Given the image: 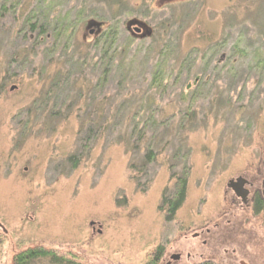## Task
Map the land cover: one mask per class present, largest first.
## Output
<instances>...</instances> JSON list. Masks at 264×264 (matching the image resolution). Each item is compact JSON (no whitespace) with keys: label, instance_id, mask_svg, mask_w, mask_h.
<instances>
[{"label":"rangeland","instance_id":"rangeland-1","mask_svg":"<svg viewBox=\"0 0 264 264\" xmlns=\"http://www.w3.org/2000/svg\"><path fill=\"white\" fill-rule=\"evenodd\" d=\"M90 20L103 24L101 34L112 28L116 48L94 100L107 96L112 109L125 104L119 114L125 121L129 107L154 94V117L166 123L155 134L159 155L134 182L120 141L109 146L98 136L83 147L80 122L100 115L84 111L86 102L58 105L54 125L41 120L52 105H37L33 116L40 121L23 129L27 109L52 87L43 68L61 49L51 24H75L78 47L97 39L86 31ZM130 21L153 36H133ZM161 54L163 87L148 89ZM105 64L94 54L92 71H84L92 84ZM56 100L69 105L74 98L60 93ZM179 141L189 150L186 199L168 219L159 207L182 173V162L170 159ZM260 152L264 0H0V264L34 247L82 264H153L158 247L159 264L173 254L181 258L172 264H264V215L229 213L225 185L256 166ZM145 182L146 191L138 192L137 183ZM222 234L228 241H219Z\"/></svg>","mask_w":264,"mask_h":264},{"label":"trees","instance_id":"trees-1","mask_svg":"<svg viewBox=\"0 0 264 264\" xmlns=\"http://www.w3.org/2000/svg\"><path fill=\"white\" fill-rule=\"evenodd\" d=\"M75 24L71 25L68 23L55 21L51 24V29L54 35H56V42H59V49H61V53L56 56V60L53 59L55 57L52 56L48 62H46V66L43 68L44 80L45 84L48 81L50 87L49 90L44 92L40 98L35 100L32 104V107L27 109V124L23 127L24 131L28 130V124L32 126L31 120H39L40 117L37 118L34 115V111H38L35 108L37 105L42 104V106L52 105L48 111H43L48 113L49 115H45L42 117V121H51L54 125V119L56 120L59 113H56L58 110V105H67L68 108L80 107L79 102H86L84 106V111L91 110L93 113H100V115L96 117V119L90 118L91 114L88 115L87 119L82 120L80 122L78 134H80V139L84 141L83 147L90 148L92 141L94 142L97 138H109L107 139V145H111L115 142H121V144L126 148V150L131 155V161L128 165V170L131 173L132 181H136L137 172H141L146 174V168L150 164L154 163L157 156L159 155L157 138L155 136L157 131V126L163 125L166 127V123L164 121H158L155 119V111L153 110V103L155 101L154 94L147 96L146 98H141V102H139L138 107L135 109L128 108V111L132 114L127 119L122 120L119 114L123 113V110L126 106L125 104H121L120 107H116L115 109L111 108L110 101L107 100V96H104L100 102L94 100L93 93L95 89L102 85V81H106L108 76L111 73L109 69L110 63L116 57V48H113L114 38L111 36V32L113 33L112 28H110L104 34H101L95 41L91 43L81 42L78 47L73 45V39L71 38L72 33L74 32ZM44 29V27H43ZM76 29V28H75ZM69 34V35H68ZM41 35L45 36L44 32H41ZM58 36V37H57ZM153 35L149 36L151 38ZM62 38L59 40V38ZM57 47V48H58ZM98 57L99 63H106V70L100 72L96 80V84H92L93 80L90 78V74L85 73L86 69L91 68L94 61V54ZM160 58L162 61L156 66V69L153 71L152 82L149 84L148 89H152L155 86V90H160L163 87L164 80V70H162V62L164 56L161 54ZM96 65V64H95ZM98 65V64H97ZM54 69L55 74L52 76H48L50 73L49 68ZM105 69V68H104ZM47 73V76H46ZM88 77H86V76ZM43 79V78H42ZM125 82L121 83L124 84ZM60 93H65V98L72 96L74 98L72 104H65L64 102L56 100ZM133 93L130 94V96ZM54 100V102L52 101ZM97 102L95 106L93 104ZM153 102V103H152ZM53 103V104H51ZM92 103V104H91ZM88 109V110H87ZM115 113V115H112ZM54 113V114H53ZM92 113V112H91ZM160 117L163 120V117ZM141 115V116H140ZM30 116V117H29ZM48 116V117H47ZM136 116H139V120L136 121ZM191 117V116H190ZM189 117V118H190ZM29 118H31L29 120ZM29 120V121H28ZM59 120V119H58ZM125 122V124H124ZM124 124V125H123ZM123 125L126 129L121 132L117 130L116 126ZM151 133L148 137L147 135ZM24 134V133H23ZM99 136V137H98ZM107 136V137H106ZM155 136V137H154ZM134 139V140H133ZM182 145L179 147L178 151H175L173 155H171V161H177L182 165V173L176 179L172 192L168 194H164L161 207L159 209L161 211H165L169 218H173L176 212L182 207L185 202L186 190H187V175L189 168L187 167V159L189 150H187V143L184 144V141H179ZM182 150V151H181ZM185 153V154H183ZM69 163H72V169L76 166L78 156L72 155L68 159ZM180 161V162H179ZM170 167V166H169ZM172 168V167H171ZM170 171V168H168ZM170 181H172L173 176H169ZM148 182V180H147ZM138 184L136 190L138 192H145L146 186L148 183ZM142 187V189L140 188ZM156 261V260H155ZM153 260V264L157 263ZM13 264H82L78 260H75L73 257L68 258L62 255L57 254L51 250H46L43 248H32L27 249L16 256H14ZM198 264H213L211 262H202Z\"/></svg>","mask_w":264,"mask_h":264},{"label":"flooded vegetation","instance_id":"flooded-vegetation-1","mask_svg":"<svg viewBox=\"0 0 264 264\" xmlns=\"http://www.w3.org/2000/svg\"><path fill=\"white\" fill-rule=\"evenodd\" d=\"M88 24H93L87 31L89 35H93L95 37H99L102 32L103 24L100 22H95L90 20L87 22ZM98 25V26H94ZM137 25L130 26L128 30L133 36L138 37L143 34V29H139L140 32H136L135 29ZM86 33V34H87ZM17 116L13 117L14 121H17ZM261 153V152H260ZM243 175L236 176L235 178L230 179L226 185L227 193H231V200L229 204V213L236 210V211H244V214L247 216H262L264 215V153L260 154V158L258 159L256 166L248 168V170L242 173ZM230 182V186H229ZM162 206V205H161ZM160 206V207H161ZM177 213V212H176ZM166 216H168L166 214ZM230 223V222H227ZM217 227V226H216ZM0 230L3 232L5 229L3 225L0 223ZM205 232L209 233V230H205ZM221 240L219 241L226 242L228 241L225 238V235L219 236ZM155 253H159L158 256L154 257V261L157 262L155 264L161 263L162 259V252L161 248L158 247ZM234 253H232L233 255ZM181 258L180 254H173L170 256L169 260L164 262L163 264H172L173 262H178ZM202 262H211L213 261L205 260ZM200 262V263H202Z\"/></svg>","mask_w":264,"mask_h":264},{"label":"water","instance_id":"water-1","mask_svg":"<svg viewBox=\"0 0 264 264\" xmlns=\"http://www.w3.org/2000/svg\"><path fill=\"white\" fill-rule=\"evenodd\" d=\"M132 25H137L139 28L141 27L143 30V32L145 31V34H143V36L141 37V39L145 38V37H149L151 36V30L149 31L142 23H138L136 21H130V22H127V29L130 28V26ZM93 24H88L86 26V30H88L90 27H92ZM94 26H98V25H94ZM136 32H140L138 28L135 29ZM229 186H230V182H229Z\"/></svg>","mask_w":264,"mask_h":264}]
</instances>
